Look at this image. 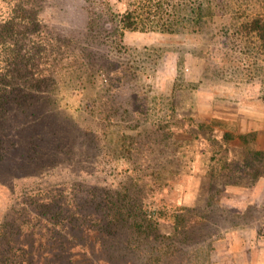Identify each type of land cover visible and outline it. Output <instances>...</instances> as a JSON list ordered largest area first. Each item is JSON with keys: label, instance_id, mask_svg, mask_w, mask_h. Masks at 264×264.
<instances>
[{"label": "rangeland", "instance_id": "374dc122", "mask_svg": "<svg viewBox=\"0 0 264 264\" xmlns=\"http://www.w3.org/2000/svg\"><path fill=\"white\" fill-rule=\"evenodd\" d=\"M130 2L160 12L139 28L120 27L112 19ZM37 3L39 22L24 40L31 51L2 64L13 74L0 78V93L33 97V116L18 120L23 108L12 100L1 125H33L15 140L28 145L44 133L64 148L34 162L0 161V219L47 191L64 188L75 201L78 189H96L137 205L153 225L136 234L138 264H264V43L252 29L264 0ZM80 221L23 239L44 250L105 245Z\"/></svg>", "mask_w": 264, "mask_h": 264}, {"label": "trees", "instance_id": "16d2710c", "mask_svg": "<svg viewBox=\"0 0 264 264\" xmlns=\"http://www.w3.org/2000/svg\"><path fill=\"white\" fill-rule=\"evenodd\" d=\"M37 4V0H0V78L13 74V71L9 69L11 66L9 64L5 66L9 58L10 62L13 59L19 63L22 56L29 55L31 48L25 47L24 40L32 32L30 28L39 22V15L34 8ZM145 11L149 17L145 16ZM159 12L160 5L157 3L152 2V5L141 7V3L130 2L127 10L119 18L113 17L112 20L120 27L134 29L141 27L145 19L156 16ZM169 24L171 29L174 22L171 21ZM252 29L264 43L263 16L254 18ZM34 32H37L36 29ZM5 71L7 72L4 74ZM35 72L40 83H43L45 80L43 69L39 66L38 71ZM38 88L42 86L38 85ZM7 89L3 88L0 93V107H2L0 108V161L17 156L34 162L38 158L57 156L58 151L64 148L63 144L60 140L53 143L49 140L48 134L40 133L34 141L29 135L28 145L21 139L15 140L16 131L28 132L34 127L30 124L22 126L21 122L28 117L32 118L33 112L30 110L34 109L35 102H27L28 99L33 98L28 92L20 96L14 95V88L11 91ZM12 100L17 105H22L23 109L16 114L18 120L22 121L14 124L10 122L11 125L2 126V120L11 114L9 112ZM37 125L39 123L35 122V126ZM44 127L47 125L41 122V131H44ZM2 144H6L9 153L3 152ZM42 144H45L47 148L54 144L55 149L41 151ZM66 192L64 188L54 189L47 194L42 193L32 202H23L21 209L15 206L8 209L0 219V264H85V262L88 264H138L143 251L140 250L138 254L136 252L139 247L134 243L136 234H146L147 230L153 228L147 219L139 218V213H135L139 207L137 205L133 207L128 202L123 204L121 198H116L114 195L101 199L96 189L91 190L89 195L78 189L74 195L75 201L65 199ZM81 217L88 219V224L83 226V233L86 230L101 233L102 239L106 241L105 245H86V250L78 251H75L77 245H48L50 249L44 250L42 247L44 245L37 247L23 239L26 233L44 236L43 230L52 232L55 230L52 224L66 229L64 220L77 221L74 222L73 227L78 229V225L81 227L84 223H81ZM38 224L43 226L42 229L39 230ZM28 228L31 229L28 230Z\"/></svg>", "mask_w": 264, "mask_h": 264}, {"label": "crops", "instance_id": "0c3cea01", "mask_svg": "<svg viewBox=\"0 0 264 264\" xmlns=\"http://www.w3.org/2000/svg\"><path fill=\"white\" fill-rule=\"evenodd\" d=\"M260 128H261V126L260 127H255V128H249L248 129L249 131H247V132H255L257 130H261ZM257 137H258V139H257L258 143H259L260 147H262L261 144H262L263 140H260V138L263 139V137L261 135V132H259V134H257ZM263 181H264V175L260 176V178L257 180V183H262Z\"/></svg>", "mask_w": 264, "mask_h": 264}]
</instances>
